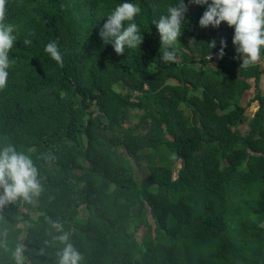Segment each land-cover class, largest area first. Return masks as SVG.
I'll return each instance as SVG.
<instances>
[{"label": "trees", "instance_id": "1", "mask_svg": "<svg viewBox=\"0 0 264 264\" xmlns=\"http://www.w3.org/2000/svg\"><path fill=\"white\" fill-rule=\"evenodd\" d=\"M123 2L139 5L143 42L117 55L99 32ZM178 2L7 0L17 41L0 146L30 154L44 190L0 208V233L9 249L25 245L29 264H54L53 221L82 264H264V68H240L234 29L199 27L206 6L188 0L165 63L152 21ZM50 41L63 67L44 52ZM0 264H13L10 251Z\"/></svg>", "mask_w": 264, "mask_h": 264}, {"label": "clouds", "instance_id": "2", "mask_svg": "<svg viewBox=\"0 0 264 264\" xmlns=\"http://www.w3.org/2000/svg\"><path fill=\"white\" fill-rule=\"evenodd\" d=\"M189 4L204 5L198 24L205 28L219 27L223 22L233 28L232 43L235 51L241 59L240 68H248L254 64L264 65V0H188ZM188 6L184 0H179L175 6H168L166 13L160 15L158 20L152 21L159 33L161 59L167 62H175L177 53L175 45L182 34L181 26L185 21V13ZM139 5L131 2H123L114 7L106 18L99 36L104 44H111L117 55H123L126 48H139L143 42L142 32L135 23L140 14ZM7 21V0H0V90L7 87L9 68L15 64L9 53L16 45V25ZM31 35V33L29 34ZM194 43V38L189 43ZM25 45H31L32 40L25 38ZM213 40L207 46L215 47ZM221 48L218 58L224 56V40L220 41ZM44 52L57 63L64 66L63 53L56 41L46 44ZM208 59H211L209 55ZM41 159L50 162L55 159L51 153L41 154ZM173 154L172 159H175ZM40 172L30 154L18 150L17 147L6 142L0 146V208L22 200L33 203L43 192ZM51 227L58 235L53 240L60 245L55 251L54 264H82L84 257L82 253L72 244L71 233L64 230L60 221L51 222ZM4 239L0 240V248L10 251L13 264H29L25 255V245L17 243L14 248L9 249L6 241L7 231L0 233ZM45 245L49 242L45 241ZM44 254V249H40Z\"/></svg>", "mask_w": 264, "mask_h": 264}, {"label": "crops", "instance_id": "3", "mask_svg": "<svg viewBox=\"0 0 264 264\" xmlns=\"http://www.w3.org/2000/svg\"><path fill=\"white\" fill-rule=\"evenodd\" d=\"M260 68H264V65L261 64ZM249 81H250L251 83H253V79H252V78H250ZM258 82H259V89H260L261 92L264 94V91H263V89H262V86L264 85V73L260 74V76H259V81H258ZM253 91H254V88H253V86H252V87L250 88L251 95L248 94V99H250V98L252 97V95H253V93H254ZM246 94H247V93H246ZM255 105H256V102L253 103V107H255Z\"/></svg>", "mask_w": 264, "mask_h": 264}, {"label": "rangeland", "instance_id": "4", "mask_svg": "<svg viewBox=\"0 0 264 264\" xmlns=\"http://www.w3.org/2000/svg\"><path fill=\"white\" fill-rule=\"evenodd\" d=\"M220 34H222V32L220 31ZM262 89H263V91H264V85L262 86ZM248 94H250L251 95V92H250V90L247 92V94H245V96L243 97V103H245L247 100H248ZM253 104H252V106H250L249 108H248V112L250 113V112H252V110H253ZM241 128H243V125H242V127ZM176 168H178V166H179V163H177L176 164ZM176 175V172H174V176Z\"/></svg>", "mask_w": 264, "mask_h": 264}, {"label": "built area", "instance_id": "5", "mask_svg": "<svg viewBox=\"0 0 264 264\" xmlns=\"http://www.w3.org/2000/svg\"><path fill=\"white\" fill-rule=\"evenodd\" d=\"M210 56H214V55H210Z\"/></svg>", "mask_w": 264, "mask_h": 264}]
</instances>
